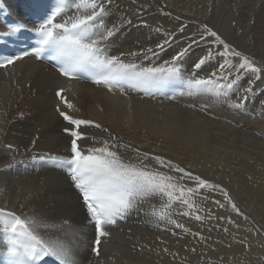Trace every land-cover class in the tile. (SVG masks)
I'll list each match as a JSON object with an SVG mask.
<instances>
[{"label":"snow or ice","instance_id":"snow-or-ice-1","mask_svg":"<svg viewBox=\"0 0 264 264\" xmlns=\"http://www.w3.org/2000/svg\"><path fill=\"white\" fill-rule=\"evenodd\" d=\"M118 9L117 0H26L29 20L8 23L0 31V69L7 70L18 61L34 58L50 62L60 77L70 81L88 80L109 92L130 89L152 95L153 90L163 94V90L171 89L174 94L168 96L169 100L175 101L177 95L208 97L236 113L246 110L258 89L264 92V57L258 59L207 23L191 33L187 32L188 25L171 31L156 27L155 32L163 36L154 45L139 47L137 51L114 52V38L133 24L132 19L119 15ZM136 26L149 25L141 19ZM202 45L205 46L202 54L186 66L187 58ZM170 49L175 50L162 63L143 66L134 62L135 59L160 60ZM69 90L60 87L55 91L54 107V113L62 121L61 135L66 139L51 141L64 142L65 150L36 152L40 140L37 135L29 138L22 152L18 145L5 143L0 136V149H3L0 173L26 165L25 159L19 157L31 153L29 159L34 168L51 173L48 180L59 184L62 174L75 189L77 203L88 223L94 226L91 252L96 257L100 256V245L112 229L141 213L148 224L176 237L177 242L181 234L197 237L201 242L210 239V235L205 236L199 229L193 231L181 222L182 218L201 224L212 220V208L205 207L208 204L220 210L230 208L237 217L248 219L226 187L170 157L150 156L139 147L122 144L101 123L77 115L79 108L65 95ZM188 107L196 108V105ZM20 118L23 119V113ZM93 129L106 133L108 139L97 141ZM97 143L100 146H94ZM129 148L136 155L135 162L120 151ZM212 193H218L223 202L220 198L210 199ZM153 200L158 201V206L150 203ZM224 218L216 215L217 220ZM234 222L228 219L229 224ZM66 228H71L67 219L56 223L35 212L27 214L16 207L0 206L3 264H79L75 237L69 238ZM223 231L228 233L229 229L225 227ZM159 242L167 243L164 239ZM162 251L173 258L179 255L178 251L170 252L169 247H163ZM184 251L196 253L197 248L185 246ZM215 251L209 245L200 259L211 264L210 254Z\"/></svg>","mask_w":264,"mask_h":264},{"label":"bare ground","instance_id":"bare-ground-1","mask_svg":"<svg viewBox=\"0 0 264 264\" xmlns=\"http://www.w3.org/2000/svg\"><path fill=\"white\" fill-rule=\"evenodd\" d=\"M117 2L118 14L132 19L133 24L115 37L114 52L137 51L139 47L154 45L163 36V33L155 32L156 27L171 31L180 25H188L187 32L191 33L202 23H207L258 59L264 57V0ZM141 19L149 26H136ZM204 47L202 45L191 53L186 66L202 54ZM174 50L170 49L160 60L135 59L134 62L143 66L162 63ZM59 84L61 80L53 71L32 61H22L7 70H0V128L3 129L0 136L3 142L18 145L23 152L29 138L38 135L36 152L65 149L64 142L51 143L53 138L66 139L59 132L61 122L53 112V92ZM66 92L79 108L77 115L101 123L122 144L139 147L150 156L170 157L221 184L248 217L247 220L243 216L237 217L230 208L220 210L205 205L212 208V220L201 224L182 218L181 222L193 231L199 229L205 236L210 235V239L201 242L197 237L181 234L177 242L176 237L148 224L143 213L134 215L114 236L116 243L111 245L102 264H205L200 256L209 245L216 249L210 254L211 264H264V92L258 89L257 95L248 101L246 110L240 113L208 97H187L180 106L108 94L88 84H75ZM191 104L196 108L188 107ZM200 108L205 110H198ZM92 131L97 141L108 139L106 133ZM85 143L92 146L91 141ZM120 151L125 158L136 161L131 148ZM30 156L31 153H25L19 158L26 161ZM148 162L152 163L150 159ZM20 166L0 173V206L16 207L27 214L35 212L56 223L67 219L71 228L65 231L69 232V238L75 237L78 260L84 261L93 231L86 225V218L66 178L60 174V183L56 184L47 179L51 173L46 170L26 172ZM214 198L222 200L218 193L211 194L210 199ZM150 203L158 206V201ZM144 208L147 211L149 205ZM217 214L225 218L217 220ZM228 219L235 222L229 224ZM225 227L229 229L228 233L223 231ZM160 239L167 243L160 244ZM241 240L243 244L239 243ZM185 246L196 247V253L184 251ZM163 247H169L170 252L178 251L179 255L173 258L162 251Z\"/></svg>","mask_w":264,"mask_h":264}]
</instances>
